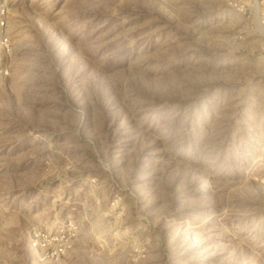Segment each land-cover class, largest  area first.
<instances>
[{
    "label": "rangeland",
    "instance_id": "rangeland-1",
    "mask_svg": "<svg viewBox=\"0 0 264 264\" xmlns=\"http://www.w3.org/2000/svg\"><path fill=\"white\" fill-rule=\"evenodd\" d=\"M0 6V264H264V0Z\"/></svg>",
    "mask_w": 264,
    "mask_h": 264
},
{
    "label": "built area",
    "instance_id": "built-area-1",
    "mask_svg": "<svg viewBox=\"0 0 264 264\" xmlns=\"http://www.w3.org/2000/svg\"><path fill=\"white\" fill-rule=\"evenodd\" d=\"M5 13V9L0 6V49L3 52H10L11 41L7 32L8 20ZM0 73L6 74L7 71L1 69ZM77 234L78 229L73 221H69L65 228L55 232L34 227L29 234L28 245L40 262H57L72 248Z\"/></svg>",
    "mask_w": 264,
    "mask_h": 264
}]
</instances>
